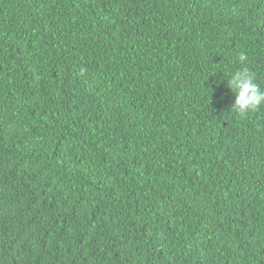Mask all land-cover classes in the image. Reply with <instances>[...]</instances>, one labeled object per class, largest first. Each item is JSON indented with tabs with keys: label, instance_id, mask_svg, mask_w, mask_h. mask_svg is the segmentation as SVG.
<instances>
[{
	"label": "trees",
	"instance_id": "obj_1",
	"mask_svg": "<svg viewBox=\"0 0 264 264\" xmlns=\"http://www.w3.org/2000/svg\"><path fill=\"white\" fill-rule=\"evenodd\" d=\"M241 68L264 0H0V264H264Z\"/></svg>",
	"mask_w": 264,
	"mask_h": 264
},
{
	"label": "clouds",
	"instance_id": "obj_2",
	"mask_svg": "<svg viewBox=\"0 0 264 264\" xmlns=\"http://www.w3.org/2000/svg\"><path fill=\"white\" fill-rule=\"evenodd\" d=\"M238 59L243 63L247 57L244 53H240ZM227 74L229 76L228 87L235 93L231 113L241 117L247 116L248 113L256 111L264 104V89L254 82L246 68Z\"/></svg>",
	"mask_w": 264,
	"mask_h": 264
}]
</instances>
